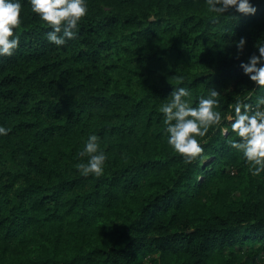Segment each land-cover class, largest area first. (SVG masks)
Listing matches in <instances>:
<instances>
[{
	"label": "trees",
	"instance_id": "16d2710c",
	"mask_svg": "<svg viewBox=\"0 0 264 264\" xmlns=\"http://www.w3.org/2000/svg\"><path fill=\"white\" fill-rule=\"evenodd\" d=\"M254 2V15L215 17L206 0H88L57 46L23 0L20 45L0 57V264H261L264 172L231 147L227 119L264 96L239 66L264 43ZM177 87L193 106L216 87L230 133L210 128L191 162L160 111ZM91 133L107 153L99 177L76 167Z\"/></svg>",
	"mask_w": 264,
	"mask_h": 264
},
{
	"label": "clouds",
	"instance_id": "9594fccd",
	"mask_svg": "<svg viewBox=\"0 0 264 264\" xmlns=\"http://www.w3.org/2000/svg\"><path fill=\"white\" fill-rule=\"evenodd\" d=\"M31 11L38 15L51 29L46 39L57 46L65 45L68 40L78 36L80 21L89 10L88 0H28ZM207 11L215 17L230 11L233 15H254L258 8L254 0H206ZM23 0H0V57L12 56L20 45L18 27L21 24ZM247 40L240 37L235 41L236 52L230 54L239 59L243 54ZM257 51L251 53L247 60H240V68L256 87H264V43H256ZM177 82L184 80L176 77ZM221 92L210 87L206 95L198 97L195 106L188 87L172 89L166 102L160 105L164 114L165 131L168 144L186 161L191 162L203 152L199 138L205 137L210 128L216 127L228 136L229 128L222 126V113L218 110ZM231 132L241 139H230L231 147L242 153L249 164L252 175L264 172V96L257 99L255 108L243 101L234 105V115L227 116ZM11 129L0 124V136H7ZM100 137L91 133L84 141L79 153L82 159L77 164L79 174L87 177L101 176L107 160L106 151L101 148Z\"/></svg>",
	"mask_w": 264,
	"mask_h": 264
},
{
	"label": "rangeland",
	"instance_id": "374dc122",
	"mask_svg": "<svg viewBox=\"0 0 264 264\" xmlns=\"http://www.w3.org/2000/svg\"><path fill=\"white\" fill-rule=\"evenodd\" d=\"M242 250H244V249H242ZM226 254H228V253H227V250H226ZM262 260H263V261L261 262V264H264V257H263Z\"/></svg>",
	"mask_w": 264,
	"mask_h": 264
}]
</instances>
